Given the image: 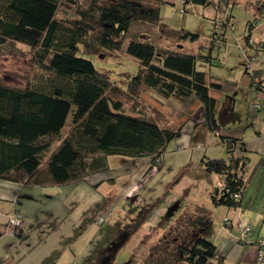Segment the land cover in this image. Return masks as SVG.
Masks as SVG:
<instances>
[{
	"label": "trees",
	"instance_id": "trees-1",
	"mask_svg": "<svg viewBox=\"0 0 264 264\" xmlns=\"http://www.w3.org/2000/svg\"><path fill=\"white\" fill-rule=\"evenodd\" d=\"M60 2L0 0V42L14 38L28 43L32 57L48 71L46 78L25 86L0 81V179L21 186L73 182L106 170V154L117 152L147 155L149 165H153L161 160L167 143L180 135L193 110L202 104L204 123L224 143L226 154L202 156L197 171L222 174L223 184L212 188L211 201L236 205L243 185L239 172L246 158L234 150L246 123L227 126L221 120V91L232 83L207 78L204 70L196 67L197 61L211 62L210 53L186 51L180 43L168 47L150 41V26L158 23L160 30L164 27L159 23V1L107 0L98 4L91 0L89 7L79 9L77 17L66 20L55 15ZM181 8L184 10L183 5ZM227 23L228 16H223L220 33L215 35L214 30L211 34L218 37L219 43L224 40L222 30ZM178 33V39L196 37L190 31ZM249 34L250 27L245 38ZM80 44L86 51H91L93 45L122 49L137 59L139 69L123 88L98 71L90 58L77 52ZM123 90L142 100L148 98L145 100L154 108L157 102L160 108L164 103L172 105L169 99L174 98L177 105L168 113L179 119L177 126L159 125L150 114L127 111L116 95ZM69 113L71 124L56 138L57 142L43 139L57 135ZM234 115L232 112L229 118L233 120ZM97 152L101 153L95 155ZM196 172L193 175L200 176ZM99 181L101 178L94 184ZM189 223L190 236L186 242L176 244V256H150V264H209L213 257L217 263L222 260L208 238L212 231L208 211L199 206ZM139 224L137 220L125 232L130 233Z\"/></svg>",
	"mask_w": 264,
	"mask_h": 264
},
{
	"label": "rangeland",
	"instance_id": "rangeland-1",
	"mask_svg": "<svg viewBox=\"0 0 264 264\" xmlns=\"http://www.w3.org/2000/svg\"><path fill=\"white\" fill-rule=\"evenodd\" d=\"M106 1L95 0L98 4ZM156 1H159V23L164 27L160 30L158 23L151 25L150 41L156 40L168 47H178L180 43L183 50L201 54L210 51L211 62L197 61L196 67L204 70L207 78L239 82L236 93L230 86L222 89L221 101L227 95L235 97L233 108L242 116L248 108L258 111L259 105L252 102L260 100L248 97V84L242 82L249 75L243 71L241 60L248 56V68H258L264 75V0H228L226 4L220 0L203 3L188 0L184 4L180 0ZM90 2L61 0L55 15L65 20L77 17L79 9L89 7ZM223 16H228L222 33L224 40L211 44L209 37L223 27L220 24ZM250 21L254 26L247 41L245 34ZM181 31L194 32L196 37L178 39ZM241 46L245 47L244 53ZM29 47L28 43L14 38L0 42L1 82L25 86L48 76V71L32 57ZM79 47V54L90 58L98 71L123 88L139 69L137 59L122 49L93 45L91 51H86L81 44ZM116 95L127 111L150 114L159 125L177 126L179 119L168 113L175 110L174 98L169 99L174 104L162 103V108L157 105L159 102L154 103L156 109L145 100L148 98L142 100L124 90ZM70 124L71 113L57 135L43 139L57 142L56 138ZM186 126L187 123L184 129ZM214 137L213 134L204 136V140L209 139L206 152L224 156L225 147L216 145ZM195 149L192 156L197 158ZM187 154V146H178L173 138L167 143L161 160L153 165H149L147 155L117 152L106 154V170L73 182L21 186L13 180L0 179V182L12 183L10 187L14 188L10 197L0 198V264H150V256L162 253L176 256L175 246L187 241L192 229L189 221L198 214L199 206L209 209L216 224L221 216L220 207L214 206L209 198L211 185L220 182L218 173L203 176L200 187L201 177L187 172L197 159L191 157L193 163L187 164ZM98 178L101 181L94 184ZM15 211L20 213L17 226L10 221ZM137 220H140L139 226L130 233L125 232ZM123 232V238L116 245Z\"/></svg>",
	"mask_w": 264,
	"mask_h": 264
},
{
	"label": "crops",
	"instance_id": "crops-1",
	"mask_svg": "<svg viewBox=\"0 0 264 264\" xmlns=\"http://www.w3.org/2000/svg\"><path fill=\"white\" fill-rule=\"evenodd\" d=\"M222 1L224 4L227 3H225L224 0ZM262 12L264 13V11ZM248 26L250 27L251 33L254 23L250 21ZM208 52L211 57V52ZM206 61L210 62V60ZM241 62L243 64V71L249 75L247 79H243L242 82L248 84V97L254 96L260 100L259 103L252 102L253 105L257 103L256 106L259 105V109L258 111H252L248 108L242 116L233 108L235 97L228 95L219 105L218 113L225 125L233 126L246 123V126L241 132V139L237 141L234 150L235 154L243 155L246 160L243 168L239 172L243 179V185L239 192L238 203L236 205L214 204L211 201L210 193L214 186L220 187L223 184V175L218 173L220 180L219 184L213 183L209 178V181L213 183L209 189L210 202L214 204V206L218 208L220 207L221 216L217 219L218 222L216 224L212 221V216L210 214L212 231L208 235V238L214 242L217 254L222 256L220 262L217 263L216 257H213L209 264H254L257 252L256 239L261 235H264V75L258 68H245L244 57ZM252 76H254L257 85L251 81ZM230 88L234 89V93H236L238 88H240L239 82L237 80H232ZM224 102H226V104ZM223 103L225 105H223ZM232 112L235 114L233 120L231 117L229 118V115H231ZM203 114V105L199 104L193 110L190 117L183 123L181 133L176 137V143L178 146H187V156L189 158L187 164L193 163L190 161L191 157L197 159L194 164L187 168V172L192 175L197 171V168H199L198 165L202 156L211 158L221 156L206 152L209 139L204 140L205 135L208 136L209 134H213L215 136L213 142L216 145H219L221 149L224 146V143L218 140L217 134L207 128L203 120ZM186 123L187 126L184 129ZM180 140L184 141L180 143ZM195 148L198 150L197 158L192 156L193 149L196 150ZM191 168H195L196 171L195 169L190 170ZM197 172H200L201 184L199 186L201 187L203 186L202 177H208L209 174L214 171L199 170ZM6 183H8V181L0 182V198H8L13 193L14 188L10 187L12 183ZM201 207L206 211L209 210L205 206ZM224 217H226V220H224ZM243 224L248 225V229L241 234L239 228ZM18 233L20 234V230Z\"/></svg>",
	"mask_w": 264,
	"mask_h": 264
},
{
	"label": "built area",
	"instance_id": "built-area-1",
	"mask_svg": "<svg viewBox=\"0 0 264 264\" xmlns=\"http://www.w3.org/2000/svg\"><path fill=\"white\" fill-rule=\"evenodd\" d=\"M181 2V0H180ZM262 7H263V10H264V1L262 2ZM220 28L218 30H215V35L220 33ZM210 41L214 43H219V39L218 37H213V36H210L209 37ZM250 38L248 37L247 38V41H249ZM241 51L244 53L245 52V47L244 46H241ZM249 59H248V56H244V66L245 68L248 69V66H249ZM252 79L254 82L255 81V78L254 76H252ZM252 81V82H253ZM257 103H255L254 105H256ZM235 196L237 195L236 193H233ZM224 220H226V217H224ZM10 221L13 223V225L17 226L20 222V213L19 211H15L12 215H10ZM240 231H241V234H243L247 229H248V225H241L240 226ZM256 244H257V252H256V256H255V259H254V264H264V235H261L260 237H258L256 239Z\"/></svg>",
	"mask_w": 264,
	"mask_h": 264
},
{
	"label": "flooded vegetation",
	"instance_id": "flooded-vegetation-1",
	"mask_svg": "<svg viewBox=\"0 0 264 264\" xmlns=\"http://www.w3.org/2000/svg\"><path fill=\"white\" fill-rule=\"evenodd\" d=\"M123 234H125L124 232L120 234V240L116 243V245L121 241V239L123 238ZM113 252V250H111V253ZM108 258L111 257V254L107 256Z\"/></svg>",
	"mask_w": 264,
	"mask_h": 264
},
{
	"label": "water",
	"instance_id": "water-1",
	"mask_svg": "<svg viewBox=\"0 0 264 264\" xmlns=\"http://www.w3.org/2000/svg\"><path fill=\"white\" fill-rule=\"evenodd\" d=\"M134 197H131V199H133Z\"/></svg>",
	"mask_w": 264,
	"mask_h": 264
}]
</instances>
